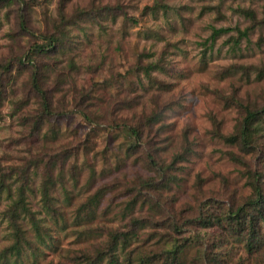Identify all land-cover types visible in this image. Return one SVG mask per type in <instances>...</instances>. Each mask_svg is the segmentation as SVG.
<instances>
[{"label":"clouds","instance_id":"9594fccd","mask_svg":"<svg viewBox=\"0 0 264 264\" xmlns=\"http://www.w3.org/2000/svg\"><path fill=\"white\" fill-rule=\"evenodd\" d=\"M189 2L0 4V156L47 162L53 146L43 141L34 152L23 150L28 139L6 147L10 137H28L40 118L46 133L62 129L54 152L74 149L50 169L59 213L101 189V211L127 193L114 212L98 213L99 230L83 235L61 231L41 212L39 229L50 237L44 240L13 197L0 208L19 217L0 230V264H43L69 236L80 238L61 253V264H88L101 251L103 264H139L163 249L170 254L152 264H264V84L256 80L264 69V44L257 45L264 40V0H228L224 23L231 30L221 39L231 42L222 55L208 39L212 28L169 46L187 35L192 13L180 8ZM139 49L154 53L140 61L146 72L132 71ZM130 198L147 224L136 236L125 235L131 225L119 215ZM23 199L33 201L27 190ZM63 219L75 216L68 211ZM157 230L163 239L145 244L144 233Z\"/></svg>","mask_w":264,"mask_h":264},{"label":"rangeland","instance_id":"374dc122","mask_svg":"<svg viewBox=\"0 0 264 264\" xmlns=\"http://www.w3.org/2000/svg\"><path fill=\"white\" fill-rule=\"evenodd\" d=\"M0 4L3 3L0 2ZM196 4L200 5V11L198 13L196 12L195 8ZM227 4L228 0H190L189 3L182 4L180 8L181 11H189L192 13V16L189 17V20L191 22L190 27L187 29V35L180 37L179 41H177L175 38L169 41V46L175 45L178 42H191L193 36L197 33V31L203 32L207 31L208 28H212L211 35L208 37V39L212 41V47L217 49L218 54L222 55V49L228 43L231 42V38L221 39V37H223L226 32L231 30L224 23V21L228 18L223 10ZM212 13L215 14L213 15ZM221 29H225L226 31L214 34L215 31H219ZM260 44H264V40L257 41V45L259 46ZM165 47L167 48V46ZM208 50L209 49H205V52H207ZM139 52L140 56L137 60L138 66L132 69V71L146 72L148 71V68H144L146 66L140 63V61L144 59H149L152 55H154V53L150 51H145L143 49H139ZM250 67H255V64L250 65ZM260 72L263 74L261 76L258 75L256 77V80L259 82V84H264V69H260L259 73ZM118 74L127 75L128 73L125 72ZM34 124H37L38 131L36 128H34V132L31 134L28 133V137H10L9 144L6 147L11 150L13 146H17L22 143L25 139H28V144L23 150L26 151L30 149L34 152L37 145L40 144L41 141H43L45 145L53 146L50 147V151H53L54 154L48 157L47 162H44L43 160H31L27 156H20L15 158L9 157L8 159H5L3 156H0V182L2 183V179L5 180V185L10 187L9 192L11 196V198H9L10 196H6L5 193L2 194L3 198L0 200V208H3L6 203L12 201L13 197H16V199L20 197V195L18 194V187H13V185L16 184L17 181H28L26 190L29 191L32 195L33 201L30 205H27V207L32 212H34L36 217L38 218L41 212L47 213L49 216H51L48 210L44 207V203L42 200V193L40 187L43 181L47 179L48 172H51L50 169L55 167L56 162H58L62 158H66V156L70 154L74 149L65 148L62 152H54V146L59 145L60 143L59 131H61L62 129H59L57 126H54L52 129H49L48 133H46L44 131L45 122L40 118H37L36 121L31 125V131L33 130ZM34 134L35 139H30L31 137H33ZM13 160H15V162H13ZM5 169H7V171H5ZM17 172L20 173L19 176L16 175ZM9 181H11V183H9ZM52 182L53 183L48 186L50 193L56 188L54 176ZM20 185L21 183L19 184V186ZM50 193V202L51 205L54 207L53 201L55 200V197L51 196ZM104 195V189H101L91 195L86 194L83 200L79 203H77L76 200H73L69 206V209H66L63 213H59L54 207V209L56 210L57 217H53V219L60 224L61 231H66L73 234L78 232L81 235H83L86 231H97L100 227H102L101 225H98L96 223L98 213L100 215H109L114 212L116 208L119 207V205L115 203L116 200L119 198V196L127 195V193H117V195H114L108 202L107 206L103 207L101 211V205L104 200ZM139 206L141 205H138L137 200L135 198H130L125 202V207L120 209L119 212V215L122 218L126 219L127 223L131 225L129 231H133L135 233L134 236H136L137 228L143 230L145 227H147V224L145 223L144 219L135 215V208ZM68 211H71L75 216V219H72L70 223L65 222L63 219L64 216L68 214ZM0 216L4 217L2 220H0V230L8 228L9 225L6 219L7 215L4 212H0ZM129 216L131 217V219H128ZM27 223L30 225L28 219ZM153 227L159 228V225H153ZM144 235L146 236L144 243L147 244L149 241L154 240L156 236H160L161 239H163L164 233L157 230L144 233ZM79 238L80 237L77 236L75 239H73L71 238V236H69L66 237L67 245H65L64 243H60L55 245L54 247H51L49 249V252L43 257V264H61V253L66 251L72 245L76 244ZM155 243L159 244L160 241L156 240ZM133 251H135V249H133ZM166 254L170 253L167 249H163L160 252H153L151 254L143 255L138 258L139 264H152L153 260H155L157 257ZM103 256L104 254L98 252L95 259L89 258L88 264H90L91 261H98L102 259Z\"/></svg>","mask_w":264,"mask_h":264},{"label":"trees","instance_id":"16d2710c","mask_svg":"<svg viewBox=\"0 0 264 264\" xmlns=\"http://www.w3.org/2000/svg\"><path fill=\"white\" fill-rule=\"evenodd\" d=\"M0 2L1 3H5L6 0H0ZM225 31H226L225 29H221L219 31H215L214 34H218L220 32H225ZM148 67L149 66H146L144 68H148ZM262 74L263 73L260 72L259 73V76H261ZM44 109H45V112H44L45 115H48V116L52 115L51 106L48 104L47 101H45ZM262 110H264V109H262ZM255 115H256V113H249V117L248 118L249 119H253L255 117ZM34 128H36V129L38 128L37 127V124L36 125L34 124L33 130L30 131L29 134H31V133L34 132ZM52 179H53L52 173L51 172H48L47 179L43 181L40 189H41V193H42V200H43V203H44V207L48 210V212L51 214L52 217H57L56 216L57 215L56 214V210L51 205V202H50V199L51 198L49 196V193L50 192H49V187L48 186L51 183H53L52 182ZM2 180H3L2 183L0 182V200L3 198L2 197V194L3 193H5L6 196H8V197L10 196V192H9L10 187L5 185V180L4 179H2ZM27 182L28 181L22 182L21 185L18 187V194L20 195V197H18L17 199H15L14 204H16V205H23L24 206V210L27 213V219H28V221H29L32 229L36 231L38 238H40L41 240H44L45 238L50 239V237L47 236V230H45L43 232V234L41 233V231L39 229V221H38L35 213L32 212L30 209H28L27 205L24 203L23 193L26 190ZM4 191H6V192H4ZM9 198H11V196ZM10 207H11V205H10ZM6 219H7V223L9 225V227H13L15 225L16 221L19 219V217L16 216L15 213H13L11 215H7L6 216ZM129 234H131L132 236L135 235V233L133 231H129V233H126L125 235H129ZM136 235H137V233H136ZM101 253L105 255L104 252L101 251ZM101 261H102V259H100L98 261H91L90 264H103V261L102 262ZM113 264H114V262H113Z\"/></svg>","mask_w":264,"mask_h":264}]
</instances>
